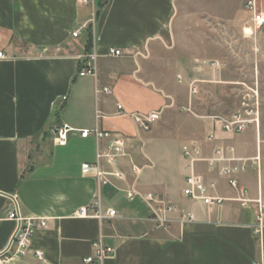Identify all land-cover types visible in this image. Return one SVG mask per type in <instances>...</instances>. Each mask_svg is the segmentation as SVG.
Returning <instances> with one entry per match:
<instances>
[{
    "label": "crops",
    "instance_id": "obj_1",
    "mask_svg": "<svg viewBox=\"0 0 264 264\" xmlns=\"http://www.w3.org/2000/svg\"><path fill=\"white\" fill-rule=\"evenodd\" d=\"M186 1L0 0V53L6 56L0 59V254L16 229L8 218L14 209L22 219L47 220L24 257L2 264H81L99 237L114 248L103 264H264V231L261 239L253 234L254 204L242 208L226 181L200 163L198 174L216 181L227 201L209 208L182 195L184 145L195 143L203 157L217 146H231L237 156L254 158L258 141L255 154L247 153L231 143L232 136L217 131L219 140L209 143L194 130L182 142L174 140L172 152L159 145L158 126L140 132L131 119L114 116L120 104L127 113L162 111L163 121L168 119L177 77L189 83L188 74L197 68L195 52L186 50L176 32L177 13ZM190 1L220 3L225 15L215 17L228 20L227 9L235 3L243 9L248 0ZM110 48L122 56L110 57ZM90 53L96 56V79L77 75ZM101 87L111 94H96ZM61 125L123 135L125 156L116 166L102 165L121 171L123 180L110 177L102 185L92 173L83 175L81 166L94 164L98 149L106 152L111 140L70 133L59 145L54 133ZM257 178L250 170L240 176L251 199L259 195ZM127 191L153 194L177 210L159 227L147 204L140 197L128 201ZM97 198L102 210L114 209L116 217L100 222L76 216ZM181 211L193 219H182ZM35 251L43 252L41 261Z\"/></svg>",
    "mask_w": 264,
    "mask_h": 264
},
{
    "label": "built area",
    "instance_id": "obj_2",
    "mask_svg": "<svg viewBox=\"0 0 264 264\" xmlns=\"http://www.w3.org/2000/svg\"><path fill=\"white\" fill-rule=\"evenodd\" d=\"M82 4H89L91 0H80ZM244 10L250 15V18L245 25L243 32L246 36L251 37L257 29L264 27V10L260 8L257 0H248L244 4ZM84 27L76 29L71 36L77 38ZM246 31L250 34L247 35ZM110 57L122 56L120 49L110 48L108 50ZM6 56L0 53V59H5ZM86 62L77 72L81 77L97 78L96 71V56L93 53L85 57ZM208 69L214 71L224 68V64L217 60H210L203 62ZM179 83L183 80L177 77ZM201 81L196 79L188 83L189 95L192 97L198 93V84ZM251 95L243 98L242 109L230 115L228 118L219 116L211 117L212 128L206 135V141L209 143L218 141L217 131L228 135L236 136L245 133L249 129L259 130L260 125V109L257 91H251ZM96 94L110 95L111 90L107 87L95 89ZM162 111H151L148 113H127L122 105L116 104L115 117L129 118L134 123L140 132H149L152 127L160 120ZM97 118L99 113L96 114ZM70 133H77L81 138H88L90 136L96 139L108 138L110 145L106 152L98 149L96 154V162L94 164H83L81 172L83 175L92 173L97 181L106 185L109 183V178L116 180H123L124 176L121 171L115 169L113 171H106L103 168V163L113 167L118 163L120 157L125 156L126 138L117 133H108L99 131L98 129H82L74 130L67 125L59 126L54 133L57 143L64 145ZM182 158L187 162L185 166L184 186L182 195L186 199L194 202H200L209 208H220L227 201L218 194V185L214 180L206 179L198 174L196 165L204 164L208 174L215 175L220 179L226 181L227 187L235 194L233 201L240 204L242 208H249L252 204L256 207L255 221L253 226V234L257 239H261L264 231V200L259 194L256 199L249 197V190L246 186L241 184L240 176L246 174L250 168L258 171V158H243L237 156L235 149L231 146H217L213 149L208 157H203L201 149L195 143L184 145L181 150ZM136 197H140L149 207L151 217L159 227H164L168 222V215L176 212L177 208L167 200L154 196L153 194H140L136 191H127L125 198L128 201H134ZM182 219H193L191 214L180 212ZM117 213L114 209L102 210L99 199H95L90 207L81 208L76 212L79 218L93 217L100 222L116 217ZM8 218L16 222V229L11 237L8 247L0 254V264L5 263L13 257H24L29 251V246L34 234L38 230L47 227V220L42 218L22 219L17 210L14 209L9 213ZM93 253L90 256L81 259V264H103V261L112 256L114 248L106 246L102 238L99 237L92 244ZM34 256L41 261L43 259L42 251H35Z\"/></svg>",
    "mask_w": 264,
    "mask_h": 264
},
{
    "label": "rangeland",
    "instance_id": "obj_3",
    "mask_svg": "<svg viewBox=\"0 0 264 264\" xmlns=\"http://www.w3.org/2000/svg\"><path fill=\"white\" fill-rule=\"evenodd\" d=\"M264 10V0H257ZM220 3H198L186 1L176 17V32L186 50L195 52L196 70L188 74L187 80H200L198 93L190 97L188 82L179 83L175 101L167 107L168 119L160 120L159 145L167 144L172 149L176 142L188 132L194 131L197 138L205 137L212 128L211 117L228 118L242 109L243 98L257 91L260 109L259 130L249 129L233 136L231 143L247 153L256 152L259 169L249 170L258 175V193L264 198V27L257 29L251 37L243 29L250 15L244 7L233 4L227 9L228 20ZM91 34V29H89ZM217 60L224 68L212 71L203 62ZM209 125V126H208ZM175 140V141H174ZM171 152V153H172ZM261 175V178H260ZM260 178V179H259ZM262 198V199H263ZM264 200V199H263Z\"/></svg>",
    "mask_w": 264,
    "mask_h": 264
},
{
    "label": "trees",
    "instance_id": "obj_4",
    "mask_svg": "<svg viewBox=\"0 0 264 264\" xmlns=\"http://www.w3.org/2000/svg\"><path fill=\"white\" fill-rule=\"evenodd\" d=\"M90 46H91V34L88 31V41H87V45H86V53H88L90 51ZM83 63L84 62H82V64L80 65L79 69L82 67ZM79 69H78V71H79Z\"/></svg>",
    "mask_w": 264,
    "mask_h": 264
},
{
    "label": "bare ground",
    "instance_id": "obj_5",
    "mask_svg": "<svg viewBox=\"0 0 264 264\" xmlns=\"http://www.w3.org/2000/svg\"><path fill=\"white\" fill-rule=\"evenodd\" d=\"M246 34H247V35H249V34H250V32H249V31H246Z\"/></svg>",
    "mask_w": 264,
    "mask_h": 264
}]
</instances>
